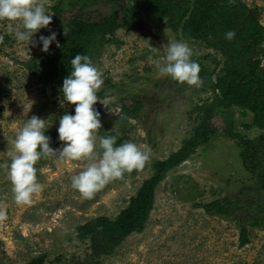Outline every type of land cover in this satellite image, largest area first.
Masks as SVG:
<instances>
[{
	"label": "rangeland",
	"instance_id": "obj_1",
	"mask_svg": "<svg viewBox=\"0 0 264 264\" xmlns=\"http://www.w3.org/2000/svg\"><path fill=\"white\" fill-rule=\"evenodd\" d=\"M70 1L39 0L51 16V7L58 3L67 16L77 12L80 7L68 8ZM240 1L257 8L264 26V0ZM120 2L125 0H93L81 9L83 13L96 12L97 18L107 16L111 9L119 10ZM125 6L129 8L131 3L125 2ZM9 24L22 29L19 21H0V208L7 217L0 221V264H75L89 252L88 243L77 239V228L95 217L113 219L151 175V164L166 160L194 131L199 122L193 109L211 101L212 95L205 76L196 87L176 86L170 77L158 75L156 65L163 63L168 41H184L179 33L166 29L163 22L142 16L131 20L112 36L98 41L89 57L103 79L97 93L106 95L95 103L102 124L98 137L102 132L120 135L117 108L122 100L136 98L144 104L139 120H130L132 127L122 135L124 142H134L148 152L144 169L135 175L125 172L85 199L71 187V177L83 170L87 161L62 159L57 152V156L42 157L35 165L42 190L33 194L30 204L17 205L7 177L15 135L27 119L36 115L46 119L44 134L50 137V147L60 149L64 142L55 146L52 137L58 127L57 111L64 103L58 93L60 85H40L22 66L42 54V44L33 47L18 42L9 32ZM54 28L51 20L33 38L38 42L41 35H50ZM184 42L200 70L210 73L213 66L204 55L212 51L199 42ZM54 45L52 42L49 47ZM109 105L116 109H108ZM106 106L108 110H104ZM229 115L234 132L249 139L264 137V131L243 129L250 114L242 116L233 109ZM115 117L117 121L108 124ZM212 124L220 131L227 128L221 115H215ZM220 131L187 161L169 171L158 185L154 208L141 234L129 235L110 256L86 264H264V226L249 229V243L240 248L233 221L209 216L195 207L227 197L251 201L253 212L262 202L256 180L242 166L238 146Z\"/></svg>",
	"mask_w": 264,
	"mask_h": 264
},
{
	"label": "trees",
	"instance_id": "obj_2",
	"mask_svg": "<svg viewBox=\"0 0 264 264\" xmlns=\"http://www.w3.org/2000/svg\"><path fill=\"white\" fill-rule=\"evenodd\" d=\"M92 1L71 0L68 8H80L73 13L71 10L68 16L61 3L51 7L52 23L57 34L56 45L22 64L38 84H58L61 88L64 78L71 70L70 60L77 53L89 56L91 48L98 41L105 40L118 28L142 16L163 22L166 29L174 34L179 33L182 40L199 42L212 51V54L204 55L212 64V71L199 72L201 77L205 76V85L208 86L212 100L195 106L193 111L199 122L197 127L181 142L175 153L166 160L154 161L151 164V175L142 181L135 194L129 197L126 206L113 219L99 216L77 228L76 237L80 242L88 243L89 252L74 263L86 264L91 260L108 257L129 235L141 234L144 231L154 208L156 188L168 172L187 161L197 148L207 145L218 135L221 129L218 130L212 124L215 115L224 117L227 128L220 132L235 141L242 166L245 172L256 180L263 198L260 204H256L257 210L253 212L250 210L251 201H233L227 197L196 204L195 207L202 209L209 216L233 221L238 229V247L246 246L249 243L248 230L264 226V137L249 139L234 132V122L229 113L238 109L242 116L250 114L251 119L242 124L243 129L264 131V26L259 21V11L257 8H249L240 0H125L131 3L129 8H126L125 2H120L119 10L111 9L107 16L95 18L96 12L83 13L81 9ZM229 30L235 32L232 40L225 38V33ZM170 80L176 86L187 85L171 78ZM58 93L64 103L57 111L59 127V118L65 113L74 115L75 105L63 101L60 89ZM96 94L100 100L106 98L103 92ZM110 107L114 106L109 105L108 109ZM94 108L100 112L96 104ZM114 108L116 109V106ZM143 108L144 104L140 99L133 98L128 102L122 100L117 108L121 115L120 135L107 132L100 135H115L116 144L123 143L124 131L127 132V129L132 127L129 121H138ZM108 109L107 106L104 108ZM117 119L118 117L111 119L108 124H114ZM52 142L55 146L62 142L58 139L57 129ZM142 169L144 167L126 174L135 175ZM246 210H249L250 214H247Z\"/></svg>",
	"mask_w": 264,
	"mask_h": 264
},
{
	"label": "clouds",
	"instance_id": "obj_3",
	"mask_svg": "<svg viewBox=\"0 0 264 264\" xmlns=\"http://www.w3.org/2000/svg\"><path fill=\"white\" fill-rule=\"evenodd\" d=\"M51 20V14L39 0H0V21H19L22 25L21 29L9 24V32L18 42L31 43L33 47L42 44L43 52L56 41V32L41 35L38 42L33 35L46 28ZM64 31L67 34V30ZM234 37V30L225 33L227 40ZM191 57L192 50L186 42L168 41L163 63L156 65L158 75L199 87L203 82L199 75L200 65ZM70 64L71 70L64 78L60 92L63 101L74 104L75 108L74 115L65 113L59 118L57 132L58 139L64 142L62 147L58 150L50 147V137L44 134L46 119L36 115L23 123L13 140L7 177L17 205L30 204L33 194L42 190L35 167L42 157L57 156L58 152L62 159L87 161L83 170L71 177V187L85 199L92 198L96 191L125 172L143 168L149 159L148 152L134 142L117 145L115 135L98 137L102 124L94 104L100 100L96 93L103 84L101 73L86 54L77 53ZM6 218V211L0 208V221Z\"/></svg>",
	"mask_w": 264,
	"mask_h": 264
}]
</instances>
